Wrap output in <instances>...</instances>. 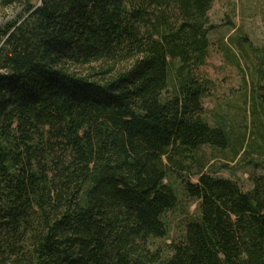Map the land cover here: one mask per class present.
Returning a JSON list of instances; mask_svg holds the SVG:
<instances>
[{"label": "trees", "instance_id": "1", "mask_svg": "<svg viewBox=\"0 0 264 264\" xmlns=\"http://www.w3.org/2000/svg\"><path fill=\"white\" fill-rule=\"evenodd\" d=\"M214 1L0 0V264H264V172L196 157L232 145L199 71ZM173 172L199 214L164 247Z\"/></svg>", "mask_w": 264, "mask_h": 264}, {"label": "rangeland", "instance_id": "2", "mask_svg": "<svg viewBox=\"0 0 264 264\" xmlns=\"http://www.w3.org/2000/svg\"><path fill=\"white\" fill-rule=\"evenodd\" d=\"M40 1L33 0L36 4ZM15 14L13 10L0 11V22ZM209 18L213 25L211 45L199 71L214 85L204 98V106L211 123L222 120L229 127L232 145L223 149L204 146L196 157L204 163L205 172L234 179L248 189L251 174L264 172V139L259 136L264 133V80L260 73L264 59V0H215ZM232 54L239 56L240 63L232 61ZM243 134L248 140L245 150L235 144ZM186 164L192 181H197L194 172L200 166L193 159H187ZM175 173L171 179L180 201L167 212L169 236L156 241L164 247L182 238L188 220L199 214L198 201L184 195Z\"/></svg>", "mask_w": 264, "mask_h": 264}, {"label": "water", "instance_id": "3", "mask_svg": "<svg viewBox=\"0 0 264 264\" xmlns=\"http://www.w3.org/2000/svg\"><path fill=\"white\" fill-rule=\"evenodd\" d=\"M39 4H40V3H39ZM39 4H38V5H39Z\"/></svg>", "mask_w": 264, "mask_h": 264}]
</instances>
